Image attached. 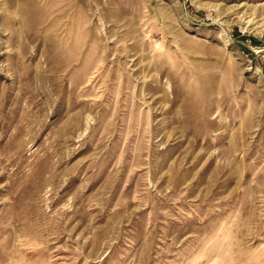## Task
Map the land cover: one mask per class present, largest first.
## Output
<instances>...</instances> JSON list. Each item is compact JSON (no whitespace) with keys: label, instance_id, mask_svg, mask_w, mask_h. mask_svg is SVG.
Returning <instances> with one entry per match:
<instances>
[{"label":"rangeland","instance_id":"374dc122","mask_svg":"<svg viewBox=\"0 0 264 264\" xmlns=\"http://www.w3.org/2000/svg\"><path fill=\"white\" fill-rule=\"evenodd\" d=\"M257 49L264 0H0V264H264Z\"/></svg>","mask_w":264,"mask_h":264},{"label":"bare ground","instance_id":"6f19581e","mask_svg":"<svg viewBox=\"0 0 264 264\" xmlns=\"http://www.w3.org/2000/svg\"><path fill=\"white\" fill-rule=\"evenodd\" d=\"M228 38V37H227ZM264 49H257L256 52H263Z\"/></svg>","mask_w":264,"mask_h":264},{"label":"crops","instance_id":"0c3cea01","mask_svg":"<svg viewBox=\"0 0 264 264\" xmlns=\"http://www.w3.org/2000/svg\"><path fill=\"white\" fill-rule=\"evenodd\" d=\"M249 42H251V40H249Z\"/></svg>","mask_w":264,"mask_h":264}]
</instances>
